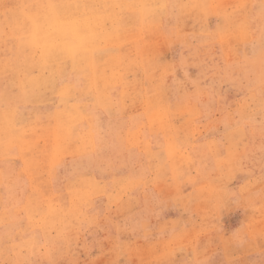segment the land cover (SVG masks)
<instances>
[{
	"label": "clouds",
	"instance_id": "1",
	"mask_svg": "<svg viewBox=\"0 0 264 264\" xmlns=\"http://www.w3.org/2000/svg\"><path fill=\"white\" fill-rule=\"evenodd\" d=\"M0 264H264V0H0Z\"/></svg>",
	"mask_w": 264,
	"mask_h": 264
}]
</instances>
